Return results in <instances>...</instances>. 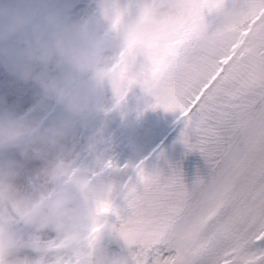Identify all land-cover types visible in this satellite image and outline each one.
I'll use <instances>...</instances> for the list:
<instances>
[{
	"label": "clouds",
	"instance_id": "9594fccd",
	"mask_svg": "<svg viewBox=\"0 0 264 264\" xmlns=\"http://www.w3.org/2000/svg\"><path fill=\"white\" fill-rule=\"evenodd\" d=\"M198 2L96 0L87 19L74 21L48 0H0V67L37 88L32 109L0 110V264H132L130 250H110L121 229L99 210L121 190L108 167L116 147L109 131L118 122L134 132L148 113H167V69L192 24L184 9ZM227 28V18H205L192 34L204 40ZM262 89L259 76L248 84L251 93ZM52 107L59 113L47 120ZM257 115L240 118L249 124ZM80 127L90 133L85 145ZM129 146L138 150L132 138Z\"/></svg>",
	"mask_w": 264,
	"mask_h": 264
},
{
	"label": "snow or ice",
	"instance_id": "6c2138e0",
	"mask_svg": "<svg viewBox=\"0 0 264 264\" xmlns=\"http://www.w3.org/2000/svg\"><path fill=\"white\" fill-rule=\"evenodd\" d=\"M184 11L192 24L167 69L172 95L162 106L178 113L181 142L203 155L208 172L189 185L179 167L149 171L141 162L121 185L122 207L99 210L120 219L132 264H264V89L248 90L264 79V0H199ZM205 18H227L228 28L194 37L192 25ZM244 110L257 118L245 124Z\"/></svg>",
	"mask_w": 264,
	"mask_h": 264
},
{
	"label": "rangeland",
	"instance_id": "374dc122",
	"mask_svg": "<svg viewBox=\"0 0 264 264\" xmlns=\"http://www.w3.org/2000/svg\"><path fill=\"white\" fill-rule=\"evenodd\" d=\"M9 2L14 3L16 0H9ZM48 2L69 18L79 21L87 19L92 14L96 0H48ZM36 92L35 85H24L15 81L0 67V110L14 108L18 111H28L36 103ZM58 113L59 109L52 107L43 115L47 120H51ZM177 116L178 113L172 112H150L134 132H130L118 122L111 125L109 135L116 147L110 151L108 158L117 170L116 174L121 185L128 182L130 178H135L134 166L141 162L149 171L163 169L167 172L170 166L179 167L183 171L185 182L189 185L193 183L198 174H207L208 165L203 155L198 151H188L181 142L180 137L184 125L182 121L177 120ZM89 134V130L82 127L77 129V137L81 145L86 144ZM130 138L134 139L138 150L134 151L129 146ZM115 204L122 207V200L118 197ZM123 214L121 212V215ZM106 219L109 223L120 224V219L115 213L107 214ZM109 247L113 253L117 254L129 251L127 244L120 237L110 240ZM156 247L163 250L164 246ZM26 254L34 258L39 255L32 250H27Z\"/></svg>",
	"mask_w": 264,
	"mask_h": 264
}]
</instances>
